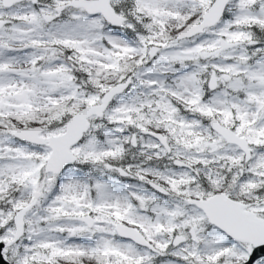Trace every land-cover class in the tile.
<instances>
[{"label": "snow or ice", "instance_id": "obj_1", "mask_svg": "<svg viewBox=\"0 0 264 264\" xmlns=\"http://www.w3.org/2000/svg\"><path fill=\"white\" fill-rule=\"evenodd\" d=\"M0 264H264V0H0Z\"/></svg>", "mask_w": 264, "mask_h": 264}, {"label": "water", "instance_id": "obj_2", "mask_svg": "<svg viewBox=\"0 0 264 264\" xmlns=\"http://www.w3.org/2000/svg\"><path fill=\"white\" fill-rule=\"evenodd\" d=\"M0 247H2V245H0ZM0 260H2V258H0Z\"/></svg>", "mask_w": 264, "mask_h": 264}]
</instances>
